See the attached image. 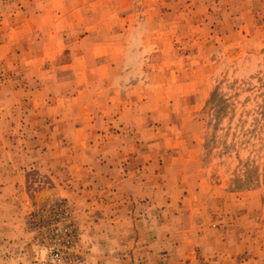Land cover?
I'll return each instance as SVG.
<instances>
[{
    "label": "rangeland",
    "instance_id": "1",
    "mask_svg": "<svg viewBox=\"0 0 264 264\" xmlns=\"http://www.w3.org/2000/svg\"><path fill=\"white\" fill-rule=\"evenodd\" d=\"M0 264H264V0H0Z\"/></svg>",
    "mask_w": 264,
    "mask_h": 264
}]
</instances>
